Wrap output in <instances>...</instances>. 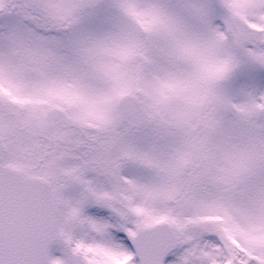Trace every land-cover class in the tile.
<instances>
[{"label":"snow or ice","instance_id":"1","mask_svg":"<svg viewBox=\"0 0 264 264\" xmlns=\"http://www.w3.org/2000/svg\"><path fill=\"white\" fill-rule=\"evenodd\" d=\"M0 264H264V0H0Z\"/></svg>","mask_w":264,"mask_h":264}]
</instances>
